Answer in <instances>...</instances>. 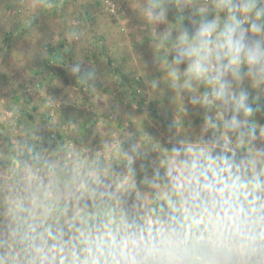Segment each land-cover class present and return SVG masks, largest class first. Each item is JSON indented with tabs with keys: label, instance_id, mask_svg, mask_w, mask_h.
<instances>
[{
	"label": "rangeland",
	"instance_id": "obj_1",
	"mask_svg": "<svg viewBox=\"0 0 264 264\" xmlns=\"http://www.w3.org/2000/svg\"><path fill=\"white\" fill-rule=\"evenodd\" d=\"M151 2L0 0V48L14 33L0 56V264H264V183L255 187L264 180V85H234L249 91L254 112L243 130L254 136L226 130L218 102H191L205 85L171 86L174 44L186 26L174 0H158L165 18L149 22ZM181 5L222 13L216 0ZM54 55L68 73L55 81L58 94L48 93ZM209 155L227 156L230 175L249 180L233 212L214 206V199L230 204L232 189L198 206L200 165L219 164ZM24 207L32 220L43 218L41 233L36 223L29 229V256Z\"/></svg>",
	"mask_w": 264,
	"mask_h": 264
},
{
	"label": "clouds",
	"instance_id": "obj_2",
	"mask_svg": "<svg viewBox=\"0 0 264 264\" xmlns=\"http://www.w3.org/2000/svg\"><path fill=\"white\" fill-rule=\"evenodd\" d=\"M219 12L225 13L202 19L194 31L187 30L178 37L174 44L176 55L169 68L171 86L178 91L191 88V82L204 84L207 90L201 95H194L193 104H202L210 108L219 103L224 113H231V119H223L226 130L254 136L252 129L247 128L248 119L254 109L249 103V91L234 85L245 79L251 81L253 87L264 85V0H216ZM159 9V11H156ZM149 22H161L165 11L158 0H153L144 10ZM168 39L167 35L164 37ZM186 63L187 68L181 72L178 65ZM185 77L181 84V77ZM241 115L244 119H241ZM208 127L215 129L217 124L211 117H206ZM191 151V149H189ZM179 153L180 149H174ZM207 152V149H201ZM209 160L219 162L220 172L230 171L234 164L227 156H208ZM261 185L257 183L255 187ZM204 187L216 193L235 188L227 182L217 187L211 178Z\"/></svg>",
	"mask_w": 264,
	"mask_h": 264
},
{
	"label": "trees",
	"instance_id": "obj_3",
	"mask_svg": "<svg viewBox=\"0 0 264 264\" xmlns=\"http://www.w3.org/2000/svg\"><path fill=\"white\" fill-rule=\"evenodd\" d=\"M174 3H175V9H177V11H173V14H177V17L178 19L186 26L184 27L189 33H191L192 31L195 30V28L198 26L199 22L202 20V19H205V18H212L213 16L215 15H218V12L217 11H214L212 10L211 8H203V7H196V8H192V9H189L188 8L186 9L183 5H181V0H174ZM188 10V11H187ZM225 13H221V18L223 19ZM35 23V21H32L31 23H28L27 25L25 24L23 26V28H21L18 33H20L21 35H23L24 33L26 32H29L30 31V27L33 26ZM14 38V33H11V32H7L6 33V36L4 38V46L3 48L1 47L0 48V56L2 55V51L3 50H7L10 48V45H11V40ZM110 62L112 63V60L109 59ZM46 68H47V72H48V84L50 85V89L48 90L50 94H58L59 92H61V89H58L55 87V81L56 80H60V79H65V81L68 80V76H67V71L62 67L60 66V57L57 56V55H54V59L53 60H50L47 64H46ZM116 73L120 75V77H123V79H125L126 82H129V84L131 85V88L133 91H136L137 89L135 87H133L132 83L133 82H136L135 78L133 80H130L127 76V74L125 73L124 70H122L120 68V70H116ZM83 78L85 80L86 83H89V78H90V75L88 76V74H85L83 75ZM86 85V84H85ZM204 86V84H201ZM254 131V129H252ZM46 139H51V141H45V145L51 149V150H54L55 148V143L54 141L52 140V134H47L46 135ZM203 166L200 165V171L202 172V174L204 173V182H203V185L202 187H200V195H199V207H201V201H202V198L203 197H211V196H214V195H217L218 193L216 192H211L209 190H207L204 185L207 184L209 182V178H211V180L216 183V186L217 187H223L224 186V183L227 182L228 184L230 185H237V187L235 188H229V189H232L233 191V200L230 204L224 205V201L221 200L218 201L217 199H214L218 204H215L214 206L217 207L219 206V208L221 207H224L228 212H233L234 210L237 209L239 203H240V199H241V196H240V189H241V185L244 184L245 182H249V180H241V181H238V180H235V178H233L231 175H230V172H232V170L230 171H227V172H220L219 171V168H220V164H215V163H209L208 165L205 166V169L202 168ZM236 177V176H235ZM237 178V177H236ZM259 179L258 181H255L257 183H264V180H261ZM256 183V184H257ZM21 187V186H20ZM228 189H226L225 191H227ZM221 199V198H220ZM223 201V202H222ZM51 204L52 202H50L48 204L49 208L51 207ZM68 205V203H63L62 205H57V210L60 212L61 210L65 209L66 206ZM218 208V207H217ZM28 213V209L24 207L23 209V222H22V230L20 231V234H21V238H22V241H25L28 246L26 248V252L28 254L29 250L31 249V238H29L28 234H30V228L31 226L33 227V224L36 223L37 225V222L43 220V218L40 216L38 217V219H31V216L27 215ZM200 219H202L200 217ZM196 219H193L192 220V223L194 224ZM262 222L263 224L261 225V227L263 228L264 227V216L262 217ZM49 223L50 222H47L46 225H44V228L49 226ZM39 226H41L39 224ZM38 227V225H37ZM241 228V227H240ZM239 228V229H240ZM55 229V227H53V230ZM242 229V228H241ZM264 229V228H263ZM26 231V232H24ZM38 231L40 232L39 230V227H38ZM55 232V231H54ZM52 233V236L55 237V233ZM41 233V232H40ZM48 235L51 236V231H48ZM9 239L12 240V236L8 235L7 236ZM46 238V237H45ZM44 238V240H45ZM194 241V239H193ZM198 239L195 240V242H197ZM203 242H206L204 239H202ZM195 242H192V243H195ZM200 244H201V239H200ZM190 243V242H189ZM259 243V242H258ZM260 243L263 244L264 243V240L261 239L260 240ZM194 248V246L192 244H190L189 246V249L192 251V249ZM29 256V254H28ZM1 262V261H0Z\"/></svg>",
	"mask_w": 264,
	"mask_h": 264
}]
</instances>
